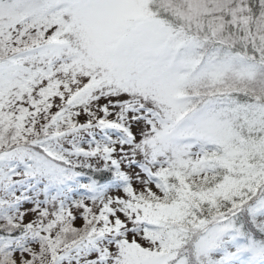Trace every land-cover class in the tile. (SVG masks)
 <instances>
[{"label": "snow or ice", "instance_id": "obj_1", "mask_svg": "<svg viewBox=\"0 0 264 264\" xmlns=\"http://www.w3.org/2000/svg\"><path fill=\"white\" fill-rule=\"evenodd\" d=\"M0 264H264V0H0Z\"/></svg>", "mask_w": 264, "mask_h": 264}]
</instances>
